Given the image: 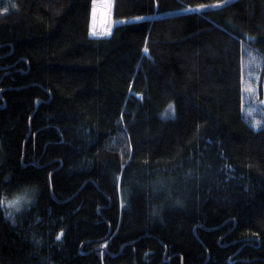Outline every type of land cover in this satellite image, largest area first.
<instances>
[{"label":"trees","instance_id":"1","mask_svg":"<svg viewBox=\"0 0 264 264\" xmlns=\"http://www.w3.org/2000/svg\"><path fill=\"white\" fill-rule=\"evenodd\" d=\"M102 1L0 0V264H264V0Z\"/></svg>","mask_w":264,"mask_h":264},{"label":"rangeland","instance_id":"2","mask_svg":"<svg viewBox=\"0 0 264 264\" xmlns=\"http://www.w3.org/2000/svg\"><path fill=\"white\" fill-rule=\"evenodd\" d=\"M232 0H223L221 2L216 3H210L204 5L205 7L200 8L199 6L195 7H185L179 10L172 11L171 13H189V12H201L204 10H214L220 6H222L224 3L229 2ZM98 8H102L103 11V22L102 24L97 28L94 24L96 19V13ZM143 18H134V20H140ZM124 21H131V20H123ZM110 0H104L102 2L97 3L94 6V13H93V22H92V34L95 32V28L98 30L96 31L98 33V36H102L103 34H107L110 31ZM99 31V32H98ZM102 34V35H101ZM245 66L243 68V73L241 76V83H242V93H241V111L245 118V120L248 122V124L254 129L257 130L264 126V95L260 94L259 92V83L260 78L258 73H248L245 74ZM258 125V126H254ZM10 201H18L17 203H9ZM24 199L21 198H12L5 200L4 203H2V206L8 210V212L11 213H17L21 210V208L24 206ZM19 209V210H17Z\"/></svg>","mask_w":264,"mask_h":264},{"label":"bare ground","instance_id":"3","mask_svg":"<svg viewBox=\"0 0 264 264\" xmlns=\"http://www.w3.org/2000/svg\"><path fill=\"white\" fill-rule=\"evenodd\" d=\"M103 9L102 8H98V10H97V13H96V19H95V22H94V24L96 25V27L98 28L101 24H102V22H103ZM99 32V31H98ZM102 35V34H101ZM102 36H104V35H102Z\"/></svg>","mask_w":264,"mask_h":264},{"label":"snow or ice","instance_id":"4","mask_svg":"<svg viewBox=\"0 0 264 264\" xmlns=\"http://www.w3.org/2000/svg\"><path fill=\"white\" fill-rule=\"evenodd\" d=\"M200 8H203V7H205L204 5H200L199 6ZM148 50H147V48L145 49V52H147ZM254 126H258V125H254ZM18 201H10L9 203H17ZM2 203H4V201L3 200H0V204H2ZM17 210H19V209H17ZM62 235V233L60 234V235H58L57 236V239H60V236Z\"/></svg>","mask_w":264,"mask_h":264}]
</instances>
